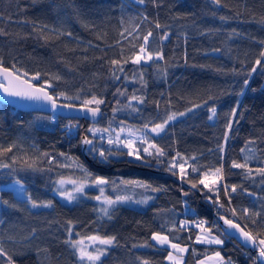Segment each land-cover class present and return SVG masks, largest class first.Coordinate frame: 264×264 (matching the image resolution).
<instances>
[{
  "label": "trees",
  "instance_id": "obj_1",
  "mask_svg": "<svg viewBox=\"0 0 264 264\" xmlns=\"http://www.w3.org/2000/svg\"><path fill=\"white\" fill-rule=\"evenodd\" d=\"M149 31L148 50L162 51L164 59L134 64L132 59ZM165 33L167 38L161 39ZM262 42L264 0H221L219 5L212 0H145L143 4L138 0H0V60L4 66L14 65L21 75L26 72V78L45 85L54 96L80 97H59L60 101L82 104L93 95L105 101L95 122L20 110L0 101V151L11 148L0 156V162L11 165L0 168V200L16 205L0 203V247L7 253L0 256V264H7L8 257L13 264H79L75 250L65 243L69 227L71 239L93 234L116 237L97 264H142L144 260L168 264L167 249L150 239L152 232L165 233L187 245L182 264H196L214 250L236 264H260L257 250L224 235L218 221L221 216L230 219L234 208L235 220L242 227L247 225L246 230L264 237V176L255 171L264 167ZM257 59L260 65L255 63ZM112 60L121 61L124 71H118ZM254 67L256 71L249 77ZM37 73L39 79L32 80ZM55 76L61 79L55 80ZM245 79H249L247 88ZM117 89L125 94H117ZM133 93L145 98L143 104L132 101L138 111L126 107ZM191 106L195 107L170 121L159 136L149 133L167 152L159 164L152 157L135 160L121 155L115 145L94 139L87 131L109 127L110 122L112 129H142L145 123H159L170 113ZM212 107L216 115L209 120ZM114 108L120 110L113 113ZM233 108H237L234 118L230 116ZM230 118L232 128L225 142ZM85 136L93 138L98 149H112L117 154L102 162L98 151L90 152L89 145L82 147ZM249 149L255 159L249 163L253 172L247 177L243 169L231 164L242 162ZM177 153L188 160L186 179L198 180L200 173L223 165L219 202L224 207L214 202L215 193L202 185L192 189L179 175L166 170ZM77 163L95 176L132 187L136 194L152 199L140 206L117 203L109 208L111 218L97 212L96 202L89 197L92 189L86 190L87 196L64 202L53 191V181L59 175L77 177L81 171ZM189 165L200 171L192 173ZM123 180H140L163 190L124 185ZM223 185L238 186L236 193L229 188L230 203ZM184 192L189 194L184 196ZM28 195L38 203L52 201L53 207L32 208ZM245 208L260 216L245 214ZM181 217L206 220L224 243L195 242L197 227L180 225ZM145 241L152 247H141Z\"/></svg>",
  "mask_w": 264,
  "mask_h": 264
},
{
  "label": "snow or ice",
  "instance_id": "obj_2",
  "mask_svg": "<svg viewBox=\"0 0 264 264\" xmlns=\"http://www.w3.org/2000/svg\"><path fill=\"white\" fill-rule=\"evenodd\" d=\"M140 4H143L145 0H138ZM221 0H212V3L219 5ZM221 19H226L225 17H221ZM156 27L159 28L161 27L159 23L156 24ZM235 31V30H234ZM167 33L164 34V36L161 37V39H166L167 38ZM152 36V32L149 31L147 35L143 36L144 44L140 45L139 47V52L135 54V58L132 59V63L134 64H141L147 63L148 61H159L163 60L164 56L162 51H157L155 53L151 52L148 50L147 45L149 42V38ZM264 43V42H262ZM214 51H219V49H214ZM260 56L264 58V51L260 53ZM127 60H124L123 63H127ZM257 65L261 64V60L257 59L255 62ZM111 64L114 66H117V70L120 72L124 71V68L121 66V61L119 60H112ZM256 68H252L251 72L248 73V76H251L252 72H255ZM19 70L15 69V66L13 65L12 69H9L7 67H4L2 60H0V77H3L4 80L7 81L8 86H4L3 84H0V88H3V91L9 95V96H18L22 98H27V99H42L51 104V107L53 110L57 109V107H66V108H72L74 105L72 104H64V105H58L57 100L59 97H63L65 100H79L80 97L79 95L77 96H68L65 93H59L57 95H51L47 91V88L45 85H40L36 86L33 83H31L30 80L27 79H22L21 75L18 74ZM24 76H27L28 74L25 72L23 73ZM40 74L37 73L35 76L32 77V80H37L39 79ZM55 80H60L61 77L55 76L53 77ZM113 78L114 79H119V76L115 75V72H113ZM127 79V77H126ZM141 83L144 87H146V81H143V74L141 73ZM47 87H51L50 84H47V81L45 82ZM243 85L245 88L248 87L249 85V79H245L243 81ZM26 86V87H25ZM117 94L119 95H124V92H121L120 89H117ZM243 95V89L240 93ZM132 101H137L139 104L145 103V98L142 96H137L135 93H133L130 98H129V103L126 105L128 108H132V111H138L139 109L135 108L132 106ZM105 101L101 98H98L97 96L93 95L91 98L84 99L81 104V111L86 112L90 114L92 119L95 121L96 118L100 115L101 113V108L100 105L104 104ZM119 103V101H117ZM158 104V102H156ZM198 107V105H197ZM120 109L114 108L113 113L119 111ZM188 111H191L189 109ZM211 112V115L208 117L209 120H212L213 117L216 115V108L212 107L209 109ZM237 114V108H233L231 110L230 116L234 118ZM176 113L168 115L164 120H162L159 123L152 124L151 121L149 123H145L142 127V129H137L133 131L131 128H125V127H120L118 131L114 130L111 128V122L109 123V127L106 128H96V127H91L87 131L93 134V138L96 137V134H101L100 139L103 140L104 136L102 134L107 133V143L109 145H115L117 152L121 155H127L129 157H134L135 160H145L147 157H152L156 160V162L163 163V160H161V157H166L167 152L159 147L155 142L152 141L149 133H154L157 136H159L161 133L165 132L166 126L169 124L170 121L174 120L176 118ZM178 115L183 116L185 113H179ZM123 123V122H121ZM151 124V127H150ZM232 128V119H229L228 124L226 125V131L224 134V140L225 142L228 140L229 135L228 133L231 131ZM113 132L115 134L113 135ZM127 133L126 137L122 138L123 133ZM137 133H140V135H137ZM82 143L85 145L91 146L89 148L90 152H97L99 154V158L102 162H106L108 160V157L110 155H115L117 154L116 152H113L112 149L104 150V149H98L96 145L93 143V139H89L87 136H85L82 140ZM251 143V142H250ZM146 145V146H143ZM121 146L123 149H127L126 152L120 151ZM219 149L221 152L224 151V146L220 145ZM11 148L8 149H3L0 151V156L4 155L6 152H10ZM241 152H245V149H241ZM61 155H64L61 153ZM179 157V159H177ZM222 158V157H221ZM189 159L195 160V157H190ZM255 159L254 154L252 153V150H248V154H246L243 158L242 162H237V161H232L231 167L232 168H238V169H243L245 171V175L247 177H250L252 175L253 169L249 166V163L251 160ZM15 162V161H14ZM188 164V160L184 159L183 157L180 156L179 153L176 154V156L172 157L168 161V167L166 168L167 171L171 172L173 175H179V178L181 181L189 183L191 185L192 189H198L200 185L203 186V188L208 189L209 192H213L216 194L215 198V203L219 205V207H224V204L219 202V193L221 191V181L224 179V174H223V165L220 167H217L213 170L205 171L200 173V178L198 180H192V179H186L188 177V169L185 167V165ZM11 165L7 163L0 162V168H10ZM77 167L81 169L82 172H84L86 177L91 176L92 174L84 168L83 165L77 163ZM191 168L192 173H198L200 170L196 166L189 165ZM174 169H178V173L176 171H173ZM257 173H259L261 176H264V167H260L255 169ZM16 184L20 185L21 188H23V185L19 180L15 181ZM58 183L63 184L64 181L61 180ZM72 183L77 184L76 181H72ZM110 181L103 177V176H95L91 180V184L99 187V192L100 195L94 197L96 200H101V197H103V203L107 205V207H104L101 209V211L104 213L105 216H109V208L117 203H122L129 201L131 198L128 196H120L117 195L115 199H112L111 197L104 196L105 188L103 187L104 185H108ZM114 183V182H113ZM122 184L124 185H132L134 187H141L144 189H151V191L156 192V191H161L163 190L162 188L159 187H153L151 184L146 183L144 181L140 180H123L121 181ZM88 186V181L85 180L83 182H80L77 184V186L72 190V191H61L60 195L66 199L69 202H72L77 199L76 193L83 194L85 187ZM223 191L225 196L228 197L229 203L231 202V194L229 192V188L231 189V193H236L238 186L237 185H223ZM59 191V190H58ZM23 194V193H21ZM189 193L184 192L183 195L187 196ZM152 199V197H145L143 200L136 201L138 204H147L148 201ZM208 199H212V197H208ZM0 203L8 205V201L6 200H0ZM27 203L31 205L32 208H51L53 207L52 201H47V202H42L38 203L36 200L32 199L31 195H28L27 198ZM9 207H16V205H8ZM230 211L233 213V215L236 214V209L232 208ZM243 212L245 214H250L251 216L254 217H259L260 213L259 212H251L250 210L245 208L243 209ZM109 218H111L109 216ZM221 219H224L223 216L220 217ZM224 222L229 226L230 229H236L240 237L243 238L242 243L245 244V246L251 244L253 247H256L259 249V254L258 257L256 258L260 264H264V237L261 236V233L256 232L253 234L252 231H246L245 228L247 225H245V228H241L239 224L234 223L230 219H224ZM256 220L253 219L252 223L256 224ZM187 223V221L183 222ZM196 223V226L201 229V232L203 233L202 235H198L196 237V241L198 243H206V244H218L222 245L224 243V240L220 239L217 236L212 235V229L210 227H205L207 224L206 220H200L199 222H194ZM71 224V222H69ZM69 233V239L65 241L72 249H74V254L77 255L78 259L81 262H86V264H97L101 260V257L105 254L106 249L105 248H99V247H94L97 243L100 245H106V246H111L114 244L116 241L115 236H107V237H102L99 235H92L88 236L84 239H87L92 242V246L94 248L93 251H89V246H85L84 244V239H79V240H73L71 239L72 235V228L69 227L68 229ZM230 235H232L230 233ZM151 239L156 242L157 245L160 246H165L168 245L172 249H174L177 253H184L187 249L180 247L179 244L177 243H172V241L169 239V236L166 234H162L160 232H153ZM135 247V245H134ZM141 247H152L151 244H149L147 241ZM7 253L4 251L2 247H0V256H6ZM215 257L218 258V261L220 264H223V257H221L219 252L215 253ZM170 261H174L175 264H179L178 257L174 256L172 252L168 253L167 257ZM7 264H13V261L11 257H8V262ZM142 264H149V261L144 260L142 261ZM203 264V262H201ZM227 264H232V262L229 260Z\"/></svg>",
  "mask_w": 264,
  "mask_h": 264
},
{
  "label": "rangeland",
  "instance_id": "obj_3",
  "mask_svg": "<svg viewBox=\"0 0 264 264\" xmlns=\"http://www.w3.org/2000/svg\"><path fill=\"white\" fill-rule=\"evenodd\" d=\"M197 106V105H195ZM195 106H191V107H188V108H185L179 112H173V113H176V117H181L180 115H178L179 113H188L189 109H193V107ZM173 113H170V114H173ZM169 114V115H170ZM184 116V115H183ZM155 124V123H154ZM151 127V125H150ZM96 128H101V127H96ZM116 131H118L119 129H114ZM135 131V130H133ZM115 134V132H113V135ZM154 134V133H152ZM100 135L101 134H96V137H97V140H100ZM104 136V140L107 141V133H104L102 134ZM127 133H123L122 134V138L126 137ZM137 135H140V133H137ZM89 139H93V138H89ZM95 139V138H94ZM93 139V142H95V140ZM85 145V144H84ZM109 145V144H108ZM146 146V145H145ZM122 147V146H121ZM127 151V149H126ZM91 173V172H90ZM92 174V173H91ZM95 177V175H91L89 177H86L84 172L82 171H79L78 173V176L77 177H74L73 175H59L57 176L54 181H53V191L57 194V196L64 202H67V203H70L69 201H67L66 199H64L61 195H60V192L61 191H72L78 183L80 182H83L85 180L88 181V186L85 187V190H84V193L83 194H80V193H76V196H77V199H79L80 197H84V196H87L88 193H86V190L87 189H92L94 192L89 195V197L94 200L96 202V206H97V212L101 215H104V213L101 211L102 208L104 207H107V205H105L103 203V197H101V200H96L94 199V197L96 196H99L100 195V192H99V187L95 186V185H92L91 184V180ZM63 180L64 183L63 184H60L58 183L59 181ZM72 181H76L77 184H74L72 183ZM105 188V192H104V196H108V197H111L112 199H115L117 195H120V196H128L130 197L131 199L129 201H126V202H122V204H125V205H133V206H140V205H145V204H138L136 203V201H139V200H143L145 197H150V196H145V195H138L136 194L134 191H132V187H128V188H123L120 184H117V183H112L110 182L108 185H104L103 186ZM22 189V188H21ZM59 190V191H58ZM15 193L18 195V196H23V194H21L20 190L19 192L17 191V189H15ZM76 199V200H77ZM74 200V201H76ZM150 201V200H149ZM148 201V202H149ZM73 202V201H72ZM187 221V223H183ZM194 222H199V220L197 218H193V219H189V218H185V217H181L180 220H179V224L180 225H188V224H192L194 225L195 227L196 226V223ZM205 227H209L207 225H205ZM153 233V232H152ZM152 233L150 234V239H151V236H152ZM162 233V232H160ZM162 234H165V233H162ZM203 233L201 232V229L197 227V231L194 235V241H196V237L198 235H202ZM94 235V234H93ZM212 235L214 236H217L219 237L220 239H223L222 236L215 232V231H212ZM88 236H92V235H86V236H77V237H74L72 238L73 240H79V239H84ZM103 237V236H102ZM170 239V238H169ZM152 240V239H151ZM171 240V239H170ZM153 241V240H152ZM172 243H177L180 245V247L182 248H186L187 249V245L186 244H181V243H178L176 241H173L171 240ZM154 243H156L155 241H153ZM84 244L85 246H89V251H93L94 248L92 246V242L87 240V239H84ZM94 247H99V248H105L106 251H107V248L109 246H106V245H100V244H96ZM163 247H166L167 249V252H166V255H165V261L168 263V264H175L174 261H170L167 257H168V253L169 252H172L174 256H177L178 257V261H179V264H182V261H183V257H184V253H177L174 249H172L170 246L168 245H165ZM218 252L217 250H214L204 256H202L201 258L197 259L196 261V264H201V262H203V264H220V262L218 261V258L215 257V253ZM79 260V259H78ZM79 264H86V262H81L79 260Z\"/></svg>",
  "mask_w": 264,
  "mask_h": 264
},
{
  "label": "water",
  "instance_id": "obj_4",
  "mask_svg": "<svg viewBox=\"0 0 264 264\" xmlns=\"http://www.w3.org/2000/svg\"><path fill=\"white\" fill-rule=\"evenodd\" d=\"M4 67L12 69V68H10L8 66H4ZM19 75H21V74H19ZM21 78L30 80V79L26 78L23 75H21ZM31 83H33L36 86H40V84H37V83H35L33 81H31ZM0 84H3L4 86H8L7 81L4 80L3 77H0ZM47 91L49 92L48 89H47ZM49 94H51V93L49 92ZM0 101L4 102V103H6V104H8V105H10V106H12L14 108L20 109V110L49 112V113H53L55 115H59V116H63V117H78V118L86 119L89 122H95L98 119V117H99L98 116L96 118V120L94 121L92 119V117L90 116V114L80 110L81 109V104L70 103V102L57 100V104L58 105L72 104V105H74V107L66 108V107H59L58 106L57 109L53 110L52 107H51V104L49 102L45 101V100H42V99H39V100L38 99H27V98H22V97H18V96H9L3 91V88H0ZM83 138L84 137H82V140H83ZM83 146H84V144L82 145V147ZM232 221L234 223H236V224H239L237 221H234V220H232ZM218 225H219V228H220L221 232L224 235L230 236L236 242H238L239 244H241L242 246H244L246 248H249V249L255 248L257 250V253L259 254V249L258 248L253 247L251 244L245 246V244L242 243L243 238L240 237L239 232L236 229H230L229 226L224 222V219H220L218 221ZM241 228H244V227L241 226ZM246 231H248V230H246ZM230 233L232 235H230Z\"/></svg>",
  "mask_w": 264,
  "mask_h": 264
},
{
  "label": "built area",
  "instance_id": "obj_5",
  "mask_svg": "<svg viewBox=\"0 0 264 264\" xmlns=\"http://www.w3.org/2000/svg\"><path fill=\"white\" fill-rule=\"evenodd\" d=\"M229 218H230L231 220H235V219H236V217L233 215V213L230 214ZM235 221H236V220H235ZM229 260L232 262V264H236L235 261L232 260V259H230V258H223V264H227V262H228Z\"/></svg>",
  "mask_w": 264,
  "mask_h": 264
}]
</instances>
